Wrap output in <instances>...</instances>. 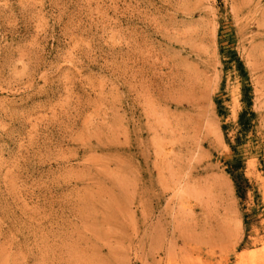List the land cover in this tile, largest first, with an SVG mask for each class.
Here are the masks:
<instances>
[{
  "label": "rangeland",
  "instance_id": "1",
  "mask_svg": "<svg viewBox=\"0 0 264 264\" xmlns=\"http://www.w3.org/2000/svg\"><path fill=\"white\" fill-rule=\"evenodd\" d=\"M0 264H264V0H0Z\"/></svg>",
  "mask_w": 264,
  "mask_h": 264
},
{
  "label": "trees",
  "instance_id": "2",
  "mask_svg": "<svg viewBox=\"0 0 264 264\" xmlns=\"http://www.w3.org/2000/svg\"><path fill=\"white\" fill-rule=\"evenodd\" d=\"M238 66H239V72L243 79V82H245L243 89H242V102L244 104V107H243V110L239 114V124L245 131V128H249L251 126L252 120L255 117V113L251 111L253 102H252V95H251V87L248 85V83H246V81H248V74L245 71V68L243 67V63L241 61H239ZM231 147L236 153V147L232 145ZM243 168H244L243 162L237 157H234L232 160L229 161L228 171L234 181L237 194L241 198H244L246 195V188L243 187V175L244 174L242 172L239 173V171L242 170Z\"/></svg>",
  "mask_w": 264,
  "mask_h": 264
},
{
  "label": "bare ground",
  "instance_id": "3",
  "mask_svg": "<svg viewBox=\"0 0 264 264\" xmlns=\"http://www.w3.org/2000/svg\"><path fill=\"white\" fill-rule=\"evenodd\" d=\"M115 175V174H114ZM75 260V259H74ZM78 262V261H77Z\"/></svg>",
  "mask_w": 264,
  "mask_h": 264
}]
</instances>
